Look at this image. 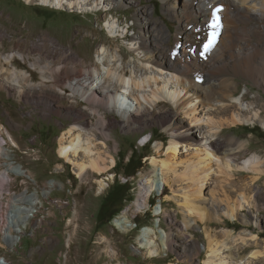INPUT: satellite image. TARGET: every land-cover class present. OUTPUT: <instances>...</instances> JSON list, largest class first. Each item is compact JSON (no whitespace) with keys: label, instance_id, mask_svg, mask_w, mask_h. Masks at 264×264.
<instances>
[{"label":"rangeland","instance_id":"obj_1","mask_svg":"<svg viewBox=\"0 0 264 264\" xmlns=\"http://www.w3.org/2000/svg\"><path fill=\"white\" fill-rule=\"evenodd\" d=\"M178 5L181 6V1ZM103 6L102 3L97 5L92 2L88 10L78 11V8L65 9L62 6V9L35 2L26 3L24 0H0V32L6 33L2 41L0 39V70L2 55L16 50L19 37L27 36L29 45L48 37L60 49L71 44L70 47L88 62L97 61L99 56L100 60L108 59L120 67L125 66L128 74L133 72L140 78L155 75L168 83L180 84L183 76L178 72L144 62L140 58L142 50H135L136 40L131 39L139 36L138 29L141 27L134 15L139 8L145 7L149 8L151 17L162 20L166 29L174 35L178 22L165 15L162 0H126L125 9L115 7L104 16L95 11ZM181 7H184L183 4ZM115 13L120 16V22H117ZM137 16H140L139 13ZM163 16L166 20L162 19ZM68 24L70 29L65 28ZM260 25L262 28H259ZM237 26L238 42L250 47L242 54L247 59L244 69L247 67L252 73L258 72L262 80L255 83L249 74L240 72L225 53L223 63L210 61L211 64L202 72L201 81L197 77L186 76L190 80L185 81L189 89L185 95L184 91L180 92L179 96L184 95V98L180 99L178 106L167 101L153 105L150 96L139 97L148 109V116L137 129L114 125L108 131L112 134L109 150L116 163L101 175L78 176L73 166L57 152V135L66 127L61 122L64 119L57 114L44 115L39 104L25 101L13 90L9 93L1 86L0 75V125L4 128L0 132V143L3 142L4 146L0 153V257L10 264H205L211 255L207 241L214 238L220 247L219 254L226 259L231 257L235 262L238 258V264H264V174L252 182L250 177L253 173L247 172L243 164L253 156L262 160L264 168V129L254 121L233 126L224 124L218 130L212 128L214 125L209 120L210 117L213 120L230 117L231 112L219 113L214 109L223 102H237L233 111L242 117L249 116V112L245 115L241 111L243 105L252 103L253 109L260 110L264 117V19L252 18L239 22ZM78 28H83V34L94 29V36L88 39L78 36ZM194 36L198 39L199 33ZM184 40L185 34L182 33L181 41ZM2 42L8 46L7 50L1 47ZM173 42V38L166 41L167 44ZM100 50L101 53H98ZM121 55L125 60L121 59ZM134 88L132 86L131 91L135 92V98L138 91ZM149 88L143 89L145 94L151 93ZM207 93L210 99H207ZM189 98L197 108L194 112L198 118L196 123L181 108L184 100ZM114 104L110 105L112 107L107 113L111 117L126 118L127 109H119ZM127 104L126 108L134 110V102ZM173 123L181 125V130H190V139L177 138L179 143L175 159L178 162L197 159L198 153L204 156L202 151L196 152L197 149L210 148L214 153L210 173L212 179L217 177L213 171L215 163L223 158L235 168L234 187L249 188L248 194L254 206L246 204L241 207L237 219L225 215L222 206L217 213H213L220 218L216 224L204 223L196 211L197 207L207 210L209 193L221 192L217 191V182L212 180L205 184L207 187L199 198L191 197L195 210L189 211L183 206L184 196L187 195L186 184L174 183L169 173L170 181L167 182L161 167L152 163L153 158L162 159L169 155L167 147L173 137ZM7 131L17 142V147L11 144ZM216 137L223 142H244L247 149L231 159L223 155L224 148L216 150L208 146L209 141ZM131 155L132 162L128 164ZM138 155H143L142 167L132 172ZM5 162L23 167L29 177L10 172L5 183L1 177ZM127 172L131 174L127 175ZM118 183L125 185L124 199L117 205L120 211L111 220L101 222L99 209ZM228 195L230 199L236 197L233 191ZM15 199H19L17 210L8 219L6 217ZM109 207L110 210L105 213L115 209L113 205ZM225 220L227 224H224ZM251 234H255L256 238H250ZM241 235L246 243L241 240ZM254 250L263 253L254 257L251 255ZM115 254L118 255L113 258Z\"/></svg>","mask_w":264,"mask_h":264},{"label":"bare ground","instance_id":"obj_2","mask_svg":"<svg viewBox=\"0 0 264 264\" xmlns=\"http://www.w3.org/2000/svg\"><path fill=\"white\" fill-rule=\"evenodd\" d=\"M24 1L26 3L35 2L59 8L64 6L65 9L78 8V11L88 10V6L92 2H96L97 5L98 3H102L104 5L101 8L102 10L98 8L95 10L102 16L109 14L115 7H118L117 9H125L123 5L126 2V0ZM178 1H181V6L182 4L184 6L183 8L178 5ZM162 5L165 15H169L178 22L174 35H172L171 30L166 29L162 20L151 17L149 8L145 7L139 8L134 15L135 19L141 23V27L138 29L140 32L139 36L132 37L131 39L136 40L134 44L135 50H142V56L140 58L144 62L159 68L167 67L181 74L183 76L182 81L177 85L168 83L164 78H161L163 79L161 80L155 75L140 78L137 75L135 76L133 72L128 74L125 66L120 67V65H116L108 59L100 60L99 56L97 61L88 62L86 58L80 56L70 47L71 44H68V46L64 45L60 49L48 37H42L38 42L33 41L30 45L28 44L27 36L19 37L17 39L18 44L16 50L6 53L1 57V86L4 89L8 90L9 93L12 90L15 91L18 96L23 97L27 102L39 104L40 111L44 115L52 116L57 114L64 119L63 121L60 119L66 127L57 135V152L59 157L73 166L78 176H86L87 174L94 173L101 175L113 168L116 163V158L109 150L112 134L108 131H111L114 125H119L122 128L132 127L137 129L138 126L144 123L148 116V109L140 102L139 97L150 96V102L153 105L167 101L178 106L180 99L184 98L187 89H189L185 85V81L188 80L186 76H194L198 78V81H201L202 72L211 64L210 61L214 60V62L218 63L220 61L223 63L225 53L228 54V58L232 60L234 66L236 68L238 67L240 72L249 74L255 83H259L262 80L259 78L258 72L252 73L247 67L246 70L244 69L247 64V59L245 58V60L242 54L246 48L250 50V47L246 46V44L242 46L238 42L240 37L238 39L236 35L239 22L244 23V21L251 20L252 18L264 19V0H162ZM216 6L222 8V11L217 13L222 27L213 28L211 25L215 21L212 19L211 12ZM137 13H139V17ZM115 14L117 22H120V16L117 13ZM162 19L166 20L164 16ZM65 28L70 29L69 24ZM259 28H262V25ZM82 30L83 28L76 30L78 36L82 35V37L87 39L89 36H94V29H91V33L87 34H83ZM196 32L199 33L198 39L194 36ZM182 33L185 34L184 42L181 41ZM213 33H217L213 46L201 56L200 53L204 51L203 45L207 43ZM5 34V32H0L1 41ZM172 38L174 42L167 44L166 41ZM242 41L244 40L242 39ZM1 47L4 50L8 49V46L3 45V42ZM101 51H98V53H101ZM121 59L125 60L123 55H121ZM188 81L190 82V80ZM132 86L138 91L135 98L133 97L135 92L131 91ZM148 86L151 87L149 88L151 93L145 94V90L143 89ZM182 91H184V95L179 96ZM209 97L210 95L207 93V99H210ZM130 102L135 103L134 110L126 108L127 103ZM112 103L117 104L119 109H127L126 118L119 119L115 116L111 117L107 113L112 107L110 106ZM191 103L192 99L190 98L184 100L181 108L185 114L191 117L190 120L196 123L198 118L194 115V112L197 108ZM236 105L237 102H231V104L223 102L218 104L214 108L215 110L219 113L231 112V115L230 117L218 120H213L210 117L209 120L214 125L212 128L215 127L219 130L224 124L233 126L242 122L253 123L257 121L264 129V117L260 114V110L253 109L252 103L243 105L244 108L241 111L245 115L249 112V116L243 117L240 113H234L233 109ZM173 124L171 128L173 137L167 147L169 155L162 159L153 158L152 163L161 167L167 182L170 181L169 173L172 175L174 183L184 182L186 184L187 195L184 196L183 206L189 211L195 210L196 206L192 203L191 197L199 198L206 189L207 186L205 184L209 180H212L211 182L216 181L218 185L217 191L220 190L221 192L216 193L215 191L209 193L210 205L207 210L203 207H197L196 211L200 218L204 220V223L208 225L216 224V221L220 218L219 216H213V213L218 211L222 206L224 207V214L233 219L238 218V211L241 207H244L246 204L254 206L251 195L248 194L250 192L249 188L247 189L244 186L234 187L232 180L235 174V168L233 169L229 163L224 162L223 158H220V162L215 163L216 168H213V171L215 177H217L215 178L216 180L212 179L210 173L212 172L213 165L211 161L214 153L210 148L208 149L206 147L204 150L202 148L197 149L196 152L202 151L204 153L203 157L198 153L196 155L197 159L188 158L183 162L180 160L178 162L175 159L179 143L177 138L190 139V130L188 128L181 130V125L177 126L175 125L176 123ZM2 130L4 128L0 125V132ZM7 133L10 135L8 131ZM177 134L179 136H174ZM10 140L11 144L17 147V142L11 135ZM2 143H0V153L3 152L4 148ZM208 146L216 150L224 148L223 155L231 159H234L238 152L247 149L245 148L244 142H240L239 144H235L232 140L223 142L219 137H216L215 140H210ZM215 149L213 150L215 151ZM179 164H181L180 167H178ZM243 164L247 172L253 173L250 177L252 182L259 180L260 175L264 174L262 160L259 158L252 156L245 160ZM58 168H63V166H58ZM26 171L23 167L18 168L11 162H5V168L1 172V177L7 183L10 172L16 175L28 176ZM150 181L152 182L153 180L151 179ZM231 191L236 194L234 199H230L228 195ZM18 201L19 199H15L10 208L16 207ZM114 223H116V220H114ZM224 224H227L226 220ZM207 236L210 237L209 234ZM240 238L243 242L246 241L243 235ZM250 238L255 239L256 235L251 234ZM207 242V247L211 251V255L205 261V264L239 263L238 258H235V262H232L231 257L226 259V257L221 256L219 254L220 247L214 238H210ZM261 253L263 252L254 250L251 255L256 257ZM117 255L115 254L112 257L116 258ZM191 257H189V260ZM8 262L0 257V264H10Z\"/></svg>","mask_w":264,"mask_h":264},{"label":"trees","instance_id":"obj_3","mask_svg":"<svg viewBox=\"0 0 264 264\" xmlns=\"http://www.w3.org/2000/svg\"><path fill=\"white\" fill-rule=\"evenodd\" d=\"M133 153H135V151H133ZM132 158H133L132 155L128 158V164H130L132 162ZM142 158H143V155H138L136 157V159H135L136 163L132 167V172H136L142 167V164H143ZM130 174L131 173L127 172V175H130ZM124 186H125L124 184L118 183L112 189V191H110L109 194L106 196V198H105V200H104L103 204L101 205L99 212H98V218L100 219L101 222L104 220L105 221L111 220L113 215L120 211L119 206H117V205L120 204L122 202V200L124 199V194H123ZM111 205L115 206V209L112 210L111 213L110 212L105 213L106 210H110L111 207H109V206H111ZM107 206H108V208H107Z\"/></svg>","mask_w":264,"mask_h":264},{"label":"snow or ice","instance_id":"obj_4","mask_svg":"<svg viewBox=\"0 0 264 264\" xmlns=\"http://www.w3.org/2000/svg\"><path fill=\"white\" fill-rule=\"evenodd\" d=\"M221 11H222V8L220 6H216L215 8L212 9L211 16H212V19L215 22L211 25V27H213V28L222 27V25L220 24V19H219L218 15H217V13H219ZM215 35H217V33H213L212 37L209 38L207 43H205L203 45L204 51L200 53L201 56H203L204 53L207 52L213 46Z\"/></svg>","mask_w":264,"mask_h":264},{"label":"built area","instance_id":"obj_5","mask_svg":"<svg viewBox=\"0 0 264 264\" xmlns=\"http://www.w3.org/2000/svg\"><path fill=\"white\" fill-rule=\"evenodd\" d=\"M16 210H17V206L14 207V208L11 207V208H10V213H9L8 217H6V218H8V219L12 218V216H13V214L15 213Z\"/></svg>","mask_w":264,"mask_h":264},{"label":"clouds","instance_id":"obj_6","mask_svg":"<svg viewBox=\"0 0 264 264\" xmlns=\"http://www.w3.org/2000/svg\"><path fill=\"white\" fill-rule=\"evenodd\" d=\"M129 27H127V29H128ZM128 31V30H127ZM148 140H146L145 142H144V144L147 142Z\"/></svg>","mask_w":264,"mask_h":264}]
</instances>
